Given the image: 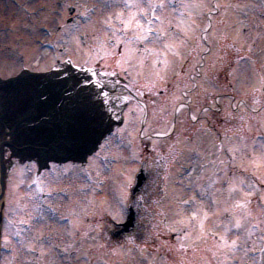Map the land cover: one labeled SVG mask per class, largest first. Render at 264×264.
I'll return each mask as SVG.
<instances>
[{"label":"rangeland","instance_id":"1","mask_svg":"<svg viewBox=\"0 0 264 264\" xmlns=\"http://www.w3.org/2000/svg\"><path fill=\"white\" fill-rule=\"evenodd\" d=\"M97 1H101L102 7L88 17V7ZM105 1L108 2L74 1L83 19H77L76 33L64 37L68 53L63 56L64 60L71 57L79 68L97 67L95 79L104 80L103 83L63 80L59 90L47 87L45 90L51 94L46 109L50 130L40 125L27 137L36 142L60 124L76 99L63 95L65 87L80 82V88L95 97L91 112L99 131L92 140L85 146L47 150L87 154L86 166L65 163L54 165L53 169L66 171L70 184L78 185L79 189L90 183L87 187L96 192L92 191L99 204L95 207V218L106 210L119 218L117 205L130 198L141 161L146 159L143 154L154 158L161 148L173 147L168 152L172 164L158 209L163 216L159 243L169 245L174 256L168 255L164 247L165 258L157 261L152 245L139 257L121 249L109 253L96 240L93 245L96 264H100L98 259L102 256L106 260L113 257L110 260L113 264H264V0L183 1V7L188 6L186 12L191 15L192 27L182 28L184 20L171 8L174 0L170 3L160 0L166 11L163 8L158 11L157 16L161 17L158 29L167 32L166 41H139L134 28L121 32L117 16L121 12L125 16L138 12L135 5L140 6V0H111L114 4L111 10L109 3L103 7ZM126 2L133 7L126 10L122 7ZM215 5L219 7L214 8ZM64 16L72 18L66 10ZM109 26L115 32L109 31ZM230 42L238 48V58L242 60L232 70L224 66L225 47ZM169 43L176 47L169 48ZM38 53L46 60L43 65L37 68L27 60L26 67L38 72L50 69L51 57L39 50ZM101 71L107 72L102 79ZM20 72L17 61L0 56L2 79L13 78ZM124 72L126 82L121 79ZM118 93H125L127 99L121 104H107L106 99ZM241 100L246 101L244 106ZM101 105L111 106L107 120L103 119L102 113L106 116V112ZM217 114L222 123L211 118ZM237 122H240L238 129L233 131ZM106 126L109 128L104 129ZM104 131L98 145L91 148L94 138ZM28 142L22 141L21 146ZM8 157L12 164L5 196L9 214L15 204L23 206L30 192L24 190L28 175L23 159L13 150ZM85 168L91 174L90 180L84 176ZM99 190H104V194L98 193ZM106 200L111 207L100 208ZM245 200L246 209L236 207ZM18 208L19 211L21 206ZM240 216L246 217L244 226L227 232L226 226ZM222 236L229 241V247H223ZM232 240L237 241L236 247L231 246Z\"/></svg>","mask_w":264,"mask_h":264},{"label":"flooded vegetation","instance_id":"2","mask_svg":"<svg viewBox=\"0 0 264 264\" xmlns=\"http://www.w3.org/2000/svg\"><path fill=\"white\" fill-rule=\"evenodd\" d=\"M64 0H0V33L9 38L37 37L48 25V12L63 9ZM75 0H68L73 6ZM75 10V9H73ZM95 206L90 201H59L40 193L38 199L26 202L24 224L17 226L19 238L14 245L15 264H80V257L95 254ZM80 215L86 216L81 222ZM104 235L115 241H126L128 234H116L107 215L101 219Z\"/></svg>","mask_w":264,"mask_h":264},{"label":"snow or ice","instance_id":"3","mask_svg":"<svg viewBox=\"0 0 264 264\" xmlns=\"http://www.w3.org/2000/svg\"><path fill=\"white\" fill-rule=\"evenodd\" d=\"M159 6L162 7V5ZM125 7L131 8L133 5L126 2ZM135 7L139 9L138 12H132L128 16H125V14L121 12L117 16V19L122 25L121 31L124 32L134 28L136 30V37L139 41H145L149 38L164 40L167 37V32H164L162 29L154 32L152 27V25L159 20V17H156L155 20L151 18L155 17V12L153 11L149 14L144 11L139 4L135 5ZM149 7L154 6L150 4ZM218 7L219 5L214 6V8ZM211 11L212 9H210V12ZM143 18L147 19L142 23L141 20ZM208 27L211 28L212 25L209 24ZM167 46L173 49L176 47L173 43H169ZM43 89H45L44 84L35 80H30L24 76L8 84L0 83V111H3L14 99L18 101L30 99L31 103L27 106V112L39 118H33L27 121L28 126L31 128L42 122H46L49 117L46 112L43 111V108L48 105L51 94ZM63 95L69 99L73 97L76 99L74 103L69 106L65 117L55 130L50 134L46 133L38 142L39 147L42 149H63L66 147L85 146L99 131L96 119L91 112V106L95 97L86 93L83 88H80V82H76L70 87H65L63 89ZM103 95L107 96V93H103ZM10 136L11 130L5 135V139L10 138ZM247 206L248 201L246 200L238 202L236 205L237 208L244 209H246ZM247 215L250 216L251 212L249 211ZM245 218V216H240L234 219L229 226H226V231L230 232L233 228L241 229L244 226L243 222ZM220 239L223 241V247H229V241L225 237L222 236ZM231 246L236 247L237 241L232 240Z\"/></svg>","mask_w":264,"mask_h":264},{"label":"bare ground","instance_id":"4","mask_svg":"<svg viewBox=\"0 0 264 264\" xmlns=\"http://www.w3.org/2000/svg\"><path fill=\"white\" fill-rule=\"evenodd\" d=\"M1 83V82H0ZM109 95V94H108ZM111 98L109 99H106V102H107V104L108 103H110V105L111 104H121V103H123L126 99H127V96L125 95V93H118V94H114V95H112L111 94V96H110ZM105 101V100H104ZM103 101V102H104ZM102 106H104V105H101V108H102ZM110 107L111 106H104L102 109L104 110L103 112H106V116L102 113V115H103V119H106L107 120V118H108V116H109V114H110ZM13 112V111H12ZM107 112H109V114L107 113ZM14 113V112H13ZM111 115V114H110ZM5 162L7 161L8 162V160L7 159H5L4 160Z\"/></svg>","mask_w":264,"mask_h":264},{"label":"water","instance_id":"5","mask_svg":"<svg viewBox=\"0 0 264 264\" xmlns=\"http://www.w3.org/2000/svg\"><path fill=\"white\" fill-rule=\"evenodd\" d=\"M144 180H145V175H142V176L140 177V181H139L140 185L143 183Z\"/></svg>","mask_w":264,"mask_h":264}]
</instances>
